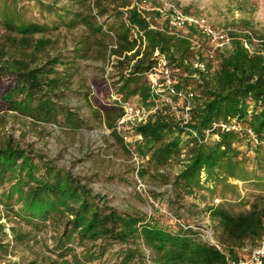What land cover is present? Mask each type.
<instances>
[{"label":"trees","instance_id":"16d2710c","mask_svg":"<svg viewBox=\"0 0 264 264\" xmlns=\"http://www.w3.org/2000/svg\"><path fill=\"white\" fill-rule=\"evenodd\" d=\"M134 2L0 0V115L16 112L68 130L92 128L66 100L79 60L93 53L105 61L114 56V96L124 101L138 96V104L147 106L157 98L151 75L162 61L179 68L178 87L195 92L187 122L165 104L133 127L141 138L130 148L116 129L124 113L118 100H97L96 111L122 147L140 158L129 172L143 181L151 177L158 186L148 189L153 203L165 200L176 219L164 218L160 208L148 214L131 204H109L92 186L98 173L77 174L7 134L0 142V264H229L262 238L263 34L243 19L245 28L228 29L230 45L205 54L202 43L198 49L192 44L202 36L194 27L155 26ZM77 27L83 34L72 48L49 53L51 34ZM220 123L240 130L215 127ZM248 186L252 193H243ZM187 196L194 201L187 203ZM206 217L223 251L203 236L200 220ZM47 229L49 254L23 263L11 258L18 245Z\"/></svg>","mask_w":264,"mask_h":264},{"label":"rangeland","instance_id":"374dc122","mask_svg":"<svg viewBox=\"0 0 264 264\" xmlns=\"http://www.w3.org/2000/svg\"><path fill=\"white\" fill-rule=\"evenodd\" d=\"M166 2L174 3L186 13L206 17L219 29L240 30L245 28L242 20L249 19L253 23V30L264 36V0H135L134 3L138 4L141 10L149 13L155 26L166 27L167 20L158 10ZM82 34L81 27L71 30L62 29L51 34L54 44L49 48V53L55 54L58 50L72 48ZM3 39V32H0V41ZM198 39L205 47V54H213L215 44L203 35ZM113 58L114 56L111 55L109 60L105 61L97 53H93L91 57L79 60L72 90L66 100L73 109L80 112L92 128L68 130L54 124L36 122L16 112H9L0 115V142L7 134H11L23 144L32 143L48 157L56 159L58 163L77 174L98 173L99 178L92 182V186L113 206L122 208L131 204L148 214H153L155 208H160L165 215L164 218L176 219L168 210L165 200L160 199L153 203L154 200L144 192H142L144 197H149V201L139 198L136 194V191H139L137 174L129 172L130 167L136 163L134 155H130L113 136V128L109 127L105 115L96 116L99 107L97 100L114 99L112 84L117 79L115 76L117 71L113 65ZM156 97L153 102L159 108L165 104H174L176 101L167 89H163ZM129 101L140 103L138 96ZM121 133L128 135L133 143L136 141L135 134L130 128H122ZM178 169L179 167L176 166L172 171L176 172ZM108 176L115 178L111 179ZM120 176L127 178V181L122 180ZM144 182L148 189L158 187L151 177H147ZM166 187L169 185L158 189L164 190ZM242 188L243 193H252V186ZM185 200L190 203L194 198L187 196ZM200 224L205 231H213L208 217L201 219ZM6 230L10 232L9 227ZM51 233L52 231L47 229L29 244L18 245L11 258L23 263L49 254L47 247L52 243ZM253 248L255 247L248 244L243 249V256H247Z\"/></svg>","mask_w":264,"mask_h":264},{"label":"built area","instance_id":"2783aa9c","mask_svg":"<svg viewBox=\"0 0 264 264\" xmlns=\"http://www.w3.org/2000/svg\"><path fill=\"white\" fill-rule=\"evenodd\" d=\"M159 12L166 18L168 26L174 31H180L187 27H194L203 36L208 38L215 44V49L224 47L231 44L232 37L228 30L219 29L214 27L209 20L204 16H197L190 13H186L174 3H164L158 8ZM137 34V33H136ZM135 34V35H136ZM192 44L195 48L201 46V42L198 38L192 39ZM195 67L204 69V63L196 61ZM156 69V68H155ZM180 82V69L168 66L166 61L163 60L159 65V68L155 73L151 75V89L155 95H159L163 89H167L170 95L176 98L174 104L171 103V109L177 117L187 122L190 119V109L192 106V99L195 95L191 86L178 87ZM162 87V88H161ZM115 100L122 105L124 109L123 115L119 118L116 129L121 133L122 128L128 127L134 132V126L139 123H146L159 109L158 106L143 105L132 103L131 101H124L120 96H114ZM179 107V108H178ZM180 112V113H178ZM215 127H221L223 129H236L240 130L237 124L220 123ZM250 135L257 141L255 135L251 129H248ZM125 143L128 147L132 148V139L126 134L121 133ZM136 140L140 139V135H136ZM134 160L137 164L140 163V158L134 154ZM137 188L140 192H144L149 197L148 187L145 182L137 176ZM220 199H216L219 202ZM203 229V228H202ZM203 231V236L213 243L221 251L224 250L223 245L214 237L213 231ZM228 256V254H227ZM229 264H264V234L260 239L258 245L253 248L247 256H243L238 260H230Z\"/></svg>","mask_w":264,"mask_h":264}]
</instances>
